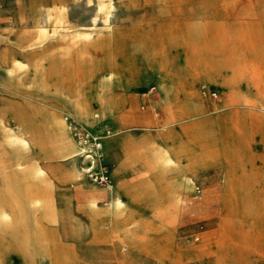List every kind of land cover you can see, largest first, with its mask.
I'll use <instances>...</instances> for the list:
<instances>
[{"label": "rangeland", "instance_id": "374dc122", "mask_svg": "<svg viewBox=\"0 0 264 264\" xmlns=\"http://www.w3.org/2000/svg\"><path fill=\"white\" fill-rule=\"evenodd\" d=\"M61 11L66 21L57 23ZM170 24L181 34L190 31L198 35L192 40L177 38L172 46L161 32ZM145 41L147 55L138 49ZM0 50V106L2 102L11 106L9 121L14 107L23 112L28 125L39 129L25 143L12 141L0 130V162L14 167V160L21 156L43 168L50 177L55 205L67 211L70 204L63 223L42 221L41 228L31 229L35 249L31 259L20 258L6 248L0 264H264V179L254 177L258 172L264 174V112L255 108L256 120L230 126L223 114L213 134L201 131L181 134L185 140L171 138L197 158L193 166L185 161L182 164L190 181L180 191L174 214L170 209L151 214L139 204L157 203L162 197L158 195L160 188L170 180L168 166L160 171L146 155L145 162L153 169L157 184L149 190L141 186L126 193V210L118 218L128 207L139 205L138 221L128 220L125 232L110 231L105 221L97 230L90 226L89 217L78 206L85 202L90 188L101 190L104 186L92 183L83 171L71 172L69 163L60 157L62 137L56 125L47 121L60 102L54 91L58 82L60 90L68 94L73 88L87 98L99 92L113 94L120 109L124 92L136 86L130 94L132 103L123 111L129 109L139 118L149 114L146 122L168 121L163 129L184 114L216 116L223 110L219 103L230 98L222 87L221 72H227L226 67L240 75V89L249 100L264 102V81L259 75L264 71V0H0ZM173 51L174 61L184 63L188 70L185 76H172V89L158 95V71L152 58L159 52L165 57ZM108 57L116 63L110 68L111 79L106 77L109 69L101 63ZM20 62L24 65L19 67ZM133 62L149 69L148 75L130 76ZM188 80L207 106L201 114L193 105L188 107L192 103L181 86ZM151 84L156 85L152 93L141 95ZM91 110L98 119L89 125L71 116L69 120L101 136L112 184L120 182V177L124 178L121 187L140 181L142 172L135 175L138 164L126 159L130 155L126 150L133 146L142 157L147 143L136 147L122 136L128 132L139 138L149 131L155 134L156 128L145 129L132 114L124 122L108 114L99 102ZM117 124L124 129L109 133ZM229 129H233L232 138ZM232 143L236 157L242 160L247 156L250 161L251 178L245 188H235L234 203L226 204L224 173ZM116 145L126 158L120 155L113 160L109 156ZM17 176V180H27L22 174ZM12 180L9 173L0 172L2 199L13 195L6 187ZM65 195H70L68 200ZM105 199L100 198L99 204L104 205ZM43 247L47 260L41 258Z\"/></svg>", "mask_w": 264, "mask_h": 264}, {"label": "crops", "instance_id": "0c3cea01", "mask_svg": "<svg viewBox=\"0 0 264 264\" xmlns=\"http://www.w3.org/2000/svg\"><path fill=\"white\" fill-rule=\"evenodd\" d=\"M172 28H174V26L170 24L168 30L161 32L174 36L176 34V31ZM173 53L174 51L163 57L162 61L166 60L170 63L171 66H173V68H166L164 71L169 72L170 76H185V72H187L186 70L188 69L183 66L184 63L177 64V62L174 61ZM133 64L134 68L130 76L145 77L148 75L150 70L146 67L144 68L143 64L138 65L137 62H133ZM227 69V72H221V76L223 77L222 87L230 95V98L224 99L222 103H219L221 108L220 110L223 109L221 112L216 113V116L207 115L203 117H184L182 119L174 121L173 126L168 127L165 130L162 129L161 132L159 131L160 127H158L156 123L153 124L154 120H152V123L146 122V118L150 117L149 114H146L143 118H139L136 113H131V110L129 109L123 111V107L125 105H130L132 103L130 94L134 90H136L137 87L131 86L124 92V104L123 107L118 111L120 119L125 122L132 114V116H134L133 118H135V120L140 123V126L148 130H150L151 128H156V132L155 134H152L149 131L139 138L132 137L128 132H126V134L122 136V138H124L125 140H130L131 144L136 147L142 146L145 143H155L161 148L167 149L168 156L172 160V162L168 165V169L166 172L168 174V179H172L174 181L169 182L170 180H168L163 184L162 188H160L161 190L159 191L158 195L162 196L161 199L157 203H148L144 201L139 203L140 205H143V207L151 214H159L167 211L168 209H170L174 214L176 210L175 206L178 204V200L180 199V191L189 184L190 178L185 174V167L184 165L182 166V164L185 161L187 165L193 166L196 163L197 158L188 150H182L180 148V144L174 143L178 138H180L181 140H185L184 138H182L181 134L195 135L197 134V132L199 133L201 131H204L207 134H213V129H215L216 127L218 128V124L222 120L223 114L230 126L233 125V123L237 124L242 122L241 125H243L250 123L253 119L256 120V115L253 113L255 108H257L259 111L264 112V102L258 101L259 104H257L258 102L256 103V100H249L245 92L240 89V75L226 67L225 70ZM255 71L257 70L255 69ZM262 73H264V71L260 70V79L264 81V75H262ZM151 86H154V88L156 87L155 84H151L146 90L141 92V95L152 93L153 89L150 90ZM158 100L159 97L157 96L154 102ZM191 105L193 104H189L188 107H191ZM149 125L150 127H148ZM232 130L233 129H229L227 131L230 138L233 137L232 133L234 132ZM178 132H180V135H178ZM171 138H176V140H173ZM156 139H158L159 142ZM170 147H172L173 150H170ZM232 147L233 143L230 144V157L226 160V169L224 173V203L226 204L234 203L237 198L235 188H245L247 186L248 180L251 178V174L249 173V170L247 168V165L250 162L247 159V156L240 160L239 157H236L234 147ZM120 155L126 158L121 153L119 146L116 145L111 148V153L109 154V156L113 160H117ZM133 163L138 164V167L135 169V175H138V172L141 171L142 174L140 175H142L141 177L143 178L144 172L148 170L147 163L142 160H138ZM23 167L24 168L20 169L9 166L5 168V173H9L13 178L11 184H9V186H6L12 189L13 195L0 202V261L3 259L2 252L6 248H10L20 258L31 259L35 250L34 242L31 236V229H33L34 227L41 228L42 221L52 224H61L66 221L67 217L69 216L70 204H68L67 201V211L64 208H59L53 201L49 181L50 177L49 175H47L48 172L41 169V171L44 172L47 178V182L45 184L37 186L34 180H30L31 174H35L37 167L30 164ZM66 171L69 172L68 166ZM17 174H23L24 177H27V180H17V178L19 177L17 176ZM254 177L261 180L264 179V174L258 172ZM123 181L124 178L120 177V182H113V184L121 198L127 201L126 193H128L130 190L140 189L141 183L138 181L133 185L121 187ZM175 192H178V196L176 197H174ZM44 195H47L48 200L47 198L46 200H41L42 196ZM86 195L87 199L84 203L79 204L78 208L89 217L90 226L94 230L98 229L99 223L101 221H105L110 227V231L125 232V226L128 220L138 221V212L136 207L139 204L134 205L131 208L128 207V212L123 217L113 218L108 213L94 214L90 212L87 207V204L92 195V198L97 199L99 206H104L99 204V199L102 197H106V194H104L102 188L101 190H98L97 188H90L89 191H87ZM65 196L66 200H68L70 197V195ZM38 199H40L39 202ZM41 251L42 260H47L48 254L46 249L43 247Z\"/></svg>", "mask_w": 264, "mask_h": 264}, {"label": "bare ground", "instance_id": "6f19581e", "mask_svg": "<svg viewBox=\"0 0 264 264\" xmlns=\"http://www.w3.org/2000/svg\"><path fill=\"white\" fill-rule=\"evenodd\" d=\"M56 18H57L56 19L57 23H63L64 21H66L65 15L62 11L58 13ZM197 35L198 34H195V33L190 32V31L186 32L184 34H181L178 31H176V34L174 36H171L170 34H166L165 39L170 43V45L176 46V39L177 38H181V39L188 38L189 40H192ZM240 38H245V36H241ZM138 49L140 51H142L143 55H147V53L149 52V50L147 48L146 41L143 42ZM152 59H153L152 60L153 65L158 71L157 75H156V85H157V90H158L157 92H158V95H162V94H165L166 92H168L172 89V75L170 76L169 72L164 71L166 68H172V66L166 60L162 61L163 56L161 55L160 52L155 57H153ZM13 60H16V59H13ZM41 60H42V58H41ZM101 63L103 65V67L106 68V70L109 69V70H107L108 73H107L106 77L108 79L113 78V76L111 75L112 71L110 70V68L113 67L114 65H116V63L114 62V59L108 57V58L103 59V61ZM15 64H16V62H15ZM17 65L20 67L21 65H24V64L22 62H20ZM17 65H15V66H17ZM3 73L6 74V72H4V71H3ZM40 74H42V73H40ZM8 75L10 76V74H8ZM12 76H14V75H12ZM40 77H41V75H40ZM5 80L3 81V83L6 82ZM44 83L46 84V82H44ZM59 84H60V82H58L54 91L57 94V98H58L57 100H59L60 102L57 105L56 111L51 115L50 118H48L47 121H50L51 123L56 125L57 133L62 137V146H61V153H60L61 159L66 160L69 163V168H70L71 172L76 173V172L83 171V169L90 163V160L86 154H80V151H81L80 141L74 136L75 124H73L72 121L69 120V116L73 117L76 121H79L82 124L89 125L90 124L89 122L92 123V122L97 121V119H98V114H95V112L92 111L91 109L96 102H99L101 104V106L104 108V110L106 112H108V114L117 118V117H119L118 111L120 110L119 101H116L117 99L113 94L106 93V94H102V95H104V96H102L101 92H99L100 94H96L95 96H93L91 98H87L77 88H73L71 91H68L70 94L69 95L68 93H65L63 90H60V88L58 87ZM181 86H182V89L185 91L188 100L193 104L194 108L196 109L195 110L196 113L201 114V113L207 111V107L202 103L198 94L194 92V89L192 86V81H190V80L185 81L184 83H181ZM67 88H68V85H67ZM153 88H154V86H151L150 90H152ZM10 107H11L10 105H8L4 102H2V104L0 106V130L3 131L4 136L11 138L12 141H18L19 140L23 143H25L29 139L31 140L32 138H34V136L37 134L39 129L34 127V126L31 127L32 125L27 124L28 122L26 121L25 115L23 114L22 111L16 110L13 107V114L11 116V121L8 120V115H10ZM61 113H63V114L61 115ZM94 115H96V117ZM191 116H193V114H187V115L184 114L182 117L184 118V117H191ZM178 119H181V118H177L174 120H178ZM148 122L152 123V120L149 119ZM157 123H158L157 126L160 127L159 129H163V128L167 127L166 125H168L169 122L164 120V121H160V122L158 121ZM153 124H154V122H153ZM148 127H150V125ZM123 129L124 128H122V126L117 124V129L116 130L114 129V131H109V133L120 132ZM72 133H73V135H72ZM96 135H98L100 137V143H101L100 151L102 153L103 145L101 142V136L97 133H96ZM167 137H168V135H167ZM170 150H173V148L170 147ZM146 151L147 152L145 153V155H142V157H140V156H138L136 148L133 146H129L128 149L126 150V152H129L130 155L127 159L129 161L142 160L145 162L144 158L146 155L149 154L151 156V159L153 160V162L160 169V171L164 170L172 162V160L168 156V150L161 148L159 145H157L155 143L147 144ZM178 157H180V156H178ZM80 160H81L82 164L78 165V161H80ZM179 160H180V158H179ZM28 164H29L28 161L24 160L21 156L16 157V159L13 162L14 168H17V169L24 168L23 166L28 165ZM32 164L33 163H31L30 165H32ZM7 166H8V164L5 161L1 160L0 172L5 171V168ZM147 167H148V170L144 172V177L139 181L141 183V186L143 188H145V190H149L148 188L154 187L157 184V182L154 178L153 169H151V167L149 165ZM30 180H34L37 186H40V185L45 184L47 182V178H46L44 172L41 171V169H38V167L35 171V174L34 175L31 174ZM102 189H103L104 194H106V199L104 200V203H103L104 206H99L97 199L92 198V196H93L92 195L88 204H87L90 212H92L94 214L108 213L113 218H118L122 214H124V212L126 210L125 201L117 193L115 186H113V184H112V181L110 183H108L107 185H105ZM177 194H178V192H177ZM46 198H47V196L42 197L41 200H46ZM39 200L40 199H38V202H39ZM47 200H48V198H47ZM1 201H4V199H2V196L0 197V202ZM112 224H113V222H112Z\"/></svg>", "mask_w": 264, "mask_h": 264}, {"label": "built area", "instance_id": "2783aa9c", "mask_svg": "<svg viewBox=\"0 0 264 264\" xmlns=\"http://www.w3.org/2000/svg\"><path fill=\"white\" fill-rule=\"evenodd\" d=\"M74 136L80 141V154H86L90 160V163L83 169V175L99 186L110 183L113 176L110 164L100 151V137L80 124L74 127Z\"/></svg>", "mask_w": 264, "mask_h": 264}]
</instances>
